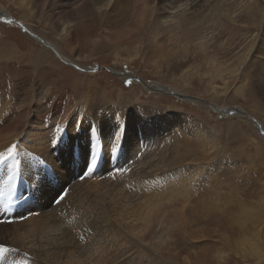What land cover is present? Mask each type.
Returning <instances> with one entry per match:
<instances>
[{"label":"rangeland","instance_id":"rangeland-1","mask_svg":"<svg viewBox=\"0 0 264 264\" xmlns=\"http://www.w3.org/2000/svg\"><path fill=\"white\" fill-rule=\"evenodd\" d=\"M21 1L0 0V10L9 14L13 20L16 19L23 28H28L26 31L0 18V123L4 124L2 127L6 128L10 126L7 124L16 122L13 120L23 122L29 116L27 111H21V105L25 97L28 98L31 94H37L35 101L43 111L38 122L44 123L43 125L55 118L71 119L73 111H68L69 107H76L86 97L92 98L91 106L109 98L118 104L116 108L130 102L136 103L140 108L158 110L166 116L181 114L187 117L188 121H191L190 116L197 119L207 128L206 133L199 135L183 133L175 138L178 156L185 154L188 158L185 165L199 169L187 173V183L197 191L193 192V187L188 189L191 191L192 199L191 201L188 198V205L185 204L186 200L177 202L181 207L188 208L184 210L187 226L176 223L178 231L172 235L170 247L167 246L170 253H173L172 258L169 254L165 256L172 261L170 264H184L183 260L186 257L190 260L187 264H264V132L261 129H264L262 95L264 90L261 92L258 78L255 77L251 66L248 70L250 80L247 86L239 89L237 84L243 73L244 64L252 56L250 53L252 44L250 38L246 36L252 35V30L256 28L245 26L244 23H250L251 20L254 21L264 15V0H216L215 6L223 11L227 5H234L233 8L237 10L236 16L241 11H248V6L255 1L259 15L246 20L247 12L246 15L243 14L242 19L238 17L234 19L236 23L229 24L230 28L226 26L229 30H219L210 35L213 37L208 46L211 52L210 60L207 62L199 60L198 63L184 66L181 63L184 58H188L185 61L193 62L196 54L181 57L180 52L184 50H180L179 42L167 38L160 25L155 23L153 16H149L150 19L146 20L135 33L133 41L129 39L122 41L127 38L131 26L141 20L144 4L138 0H121L119 5L112 2L108 7L106 6L109 0ZM155 4L159 6V0H150L152 8ZM94 5L98 6L94 8L92 7ZM77 7H83L87 11L89 29L79 28ZM199 12L198 22H203L205 27L217 25L216 18L204 20V17L212 14L210 10ZM66 14H69L68 17L74 25V31L69 35L68 46L63 44L68 36L62 24L63 18L68 19ZM166 19L171 22L173 16ZM30 30L40 41L29 36ZM48 43L53 44L70 63L63 62V58L57 55L55 50L46 49ZM160 44H163L162 54ZM228 53L229 57L223 56ZM177 65L181 67L178 68ZM77 68L82 69V72ZM124 76H133L137 80ZM144 82L168 87L181 97L194 100L148 91L142 84ZM5 89H15L11 93H20L18 100L15 101V97L10 93L6 95L2 91ZM72 95L77 98L75 105L67 102L68 97ZM8 101H11L10 108L6 109L4 105ZM54 103L56 104L51 106ZM50 106L57 108L53 111L55 114H49L52 111ZM212 106L216 109L211 108ZM238 109L257 122L253 124L247 115L239 116L237 111H233ZM112 156L116 157L114 153ZM166 170L172 172L178 168L176 165H170ZM195 172L202 173L201 179L194 178ZM171 179L173 182L178 181V174ZM62 195L61 199L64 198L65 192H62ZM223 198L234 200L224 206L226 213L215 211V206L219 205L215 202L216 199ZM169 199L172 202L174 197L170 196ZM210 199L213 202L208 205ZM234 203H240L242 209L246 206V212L249 211L247 217L250 216L246 219L251 222L241 219L237 212L238 207ZM168 204L158 198V202H154L151 208L155 212L142 214V220L131 233L139 236L142 244V249L136 251L137 258L146 255L143 260H137L136 264L162 263L158 258V251L149 252L147 246L153 247L158 241L156 238L158 229H155L156 232L152 230V215L157 222L162 210L173 207ZM206 205L208 209L204 208ZM254 212L257 215H254ZM174 215L177 216L175 213ZM239 219L245 227L237 222ZM247 228L252 231H246ZM81 249V260L94 257L93 244L89 245L87 242ZM251 255L256 257V260Z\"/></svg>","mask_w":264,"mask_h":264},{"label":"bare ground","instance_id":"bare-ground-1","mask_svg":"<svg viewBox=\"0 0 264 264\" xmlns=\"http://www.w3.org/2000/svg\"><path fill=\"white\" fill-rule=\"evenodd\" d=\"M138 1L144 4L141 20L138 24H133L129 31L127 30V38L122 41L127 39L131 41L146 20L153 16L155 23L160 25L166 37L179 42L180 50H184L180 52L181 57L196 54L193 62L185 61L188 58H184L185 60L181 62L183 66L198 63L199 60L205 62L210 60L211 52L208 46L213 40L210 35L219 30H229L226 26L234 25L233 23H236L234 19L237 17L242 19L243 14L246 15L247 12L246 20L259 15V8L255 1L248 6V11H241L238 16H236L237 10L233 8L234 5H227L223 11L215 6L216 0H159V6L155 4L153 8L150 0ZM112 2L119 5L121 0H109L106 7ZM77 9L79 28L89 29L87 11L83 7H77ZM199 10L205 12L210 10L212 14L208 16L212 17H204V20L216 18L217 25L205 27L203 22H198ZM66 15L68 19L63 18L62 24L68 36L63 44L68 46L69 35L74 31V25L68 17L69 14ZM170 16H173L171 22L166 19ZM0 18L13 26L22 27L16 19L13 20L9 14L1 10ZM244 25L256 26V28L252 30V35L246 36L250 38L252 44V51H250L252 56L244 64L243 73L237 84L239 89L247 86L250 80L248 70L251 66L262 92L264 90V15ZM240 27L244 26L240 25ZM28 34L40 41L31 30ZM155 38H157L156 35ZM45 48L55 50V53L62 57L53 44L48 43ZM160 51L161 54L164 52L163 47ZM229 54H223V56L229 57ZM62 61L70 63L65 58ZM27 64L30 65V63ZM177 67L181 66L177 65ZM79 71L82 72V69ZM124 77L137 80L133 76ZM242 81H244V87ZM142 84L151 92L194 100L181 97L174 90L159 84L146 82ZM2 91L6 95L8 93L13 95L15 101L20 96V93H11L15 89ZM262 95L264 96V92ZM36 97L37 94H31L23 100L21 111H27L29 114L23 122L13 120L16 122L7 124L10 126L6 128L2 127L3 122L0 123V152H6L8 148L16 145V157L25 163L32 162L34 165L32 167L22 165L21 174H16L8 165H0V243L14 249L6 254L7 264H136L137 260H143L146 255L143 254L137 258L136 251L142 249V244L139 236L131 233L142 220V214L149 211L155 212L151 208L154 202H158V198L173 207L162 210L157 222L152 215V230L156 232L155 229H158L156 232L158 241L153 247L147 246V251L154 253L158 251L161 264H170L173 253H170L167 246L170 247L172 235L178 231L176 223L187 226L184 210L188 208L184 205H188L187 200L191 196V191L188 189L193 187L186 181L187 173L190 171L193 173L199 169L185 165L188 161L185 154L178 156L175 138L183 133L188 135L206 133L207 128L191 116L189 117L191 121L181 114L166 116L163 112L161 114L152 108H140L136 103L126 102L123 106L116 108L118 104L106 98L100 104L91 106V97L83 98L76 107H69L68 111H73L71 119L55 118L43 125L44 123L38 122L43 111L35 101ZM76 99L75 95H72L68 97L67 102L75 105ZM11 101L5 103L6 109L10 108ZM51 106L49 107L52 108L50 115L55 114L56 112L53 111L57 110L56 107ZM211 108L216 109L213 106ZM233 111H237L239 116L245 114L240 109ZM247 117L253 124L257 122L248 115ZM260 126L263 127L261 124ZM261 129L264 132V129ZM261 129L257 128V130ZM114 135H119L116 143L121 144L119 152H113L116 157L106 154L107 146L112 142ZM90 151L95 154L94 158L103 155V159L91 171H84ZM11 159L10 157L9 162ZM37 159L45 161L48 167L35 166ZM170 165H176L178 170L167 171ZM176 174L179 180L173 182L171 178L174 179ZM201 177V172L194 173L195 179L199 180ZM194 191L197 190L193 187ZM62 192H65V195L61 199ZM170 196L174 197L172 202L169 199ZM180 200L187 201L184 207L177 204L178 201L181 203ZM231 201L234 202L233 199H216L215 202L219 205L214 207L215 211L226 213L224 206ZM212 202L213 200L208 201L207 204ZM240 203L242 204V201ZM240 203L234 204L238 207L237 212L241 219L245 220L250 217H247L249 211L246 212L245 205L242 209ZM204 208L209 207L207 208L206 205ZM173 212L177 215L176 217ZM242 220L239 219L237 222L241 223ZM242 224L244 223H241V226ZM250 230L247 228L246 231ZM190 236L192 237V234ZM198 236H200L199 233ZM87 242L95 247L94 257L81 260V247ZM166 254H169L170 258L165 256ZM251 257L256 260V257L252 255ZM188 260L186 257L183 261L187 264Z\"/></svg>","mask_w":264,"mask_h":264},{"label":"snow or ice","instance_id":"snow-or-ice-1","mask_svg":"<svg viewBox=\"0 0 264 264\" xmlns=\"http://www.w3.org/2000/svg\"><path fill=\"white\" fill-rule=\"evenodd\" d=\"M119 139V135H114L112 142L107 146V154L111 156L113 152L118 153L121 144H117L116 140ZM59 142V141H57ZM104 147V146H103ZM17 152V146L13 145L12 147L8 148L6 152H0V165H8L11 169L15 171L16 174H21L23 171V167H32L34 166L32 162L25 163L22 161V159H18L16 157ZM95 154L90 151L89 157H88V163L84 171H91L94 169L100 162V160L103 159V155L96 156L94 158ZM12 158L9 162V158ZM23 165V167H22ZM35 166H42L43 168H47L48 165L45 161L37 159L35 161ZM14 249H11L9 247L4 246L2 243H0V264H7V256L6 254L10 251H13Z\"/></svg>","mask_w":264,"mask_h":264}]
</instances>
